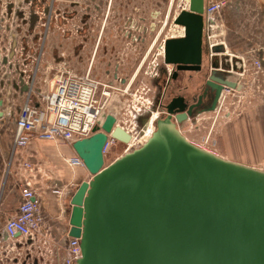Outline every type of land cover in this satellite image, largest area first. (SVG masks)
Segmentation results:
<instances>
[{
	"label": "water",
	"instance_id": "water-1",
	"mask_svg": "<svg viewBox=\"0 0 264 264\" xmlns=\"http://www.w3.org/2000/svg\"><path fill=\"white\" fill-rule=\"evenodd\" d=\"M204 4L188 0V10L174 19L183 36L164 43L163 63L174 68V81L180 73L202 71ZM213 60L206 80L207 89L216 91L210 107L196 110L202 97L192 105L172 98L151 137L107 166L108 136L122 144L131 138L114 126L112 115L100 130L72 143L91 175L70 200L68 237L79 240L81 251L75 264H264V170L209 153L177 127L215 112L224 88L241 89ZM11 87L18 92L12 99L27 92L22 79ZM5 97L4 91L0 118Z\"/></svg>",
	"mask_w": 264,
	"mask_h": 264
},
{
	"label": "built area",
	"instance_id": "built-area-1",
	"mask_svg": "<svg viewBox=\"0 0 264 264\" xmlns=\"http://www.w3.org/2000/svg\"><path fill=\"white\" fill-rule=\"evenodd\" d=\"M173 1L174 0H171L170 2V6L172 7ZM176 7L177 11L172 18L167 35L158 41L162 31L159 30L154 41L143 56L138 69L127 82L119 77V75L115 74L111 77V82L113 81L115 84L113 86L109 82L103 83L94 79L89 71L83 76H79L73 73L66 64H62L56 68L54 81L49 84L48 92L36 95L34 78L37 66L34 67L35 70L33 73L31 72L32 76H30V74L27 73V67L25 68L26 62L24 61L31 60L38 64L40 56L44 53L42 44L47 42L46 33L55 26L54 23L57 17L53 0H0V72L2 76L7 78V81L8 78L11 80V77L12 79L16 77L12 82L18 85L20 79H22L23 83L27 86L26 95L22 105L19 107L16 117L12 143L13 150L25 147L31 139L71 145L77 140L90 137L95 129L100 130L106 116L110 115L108 114V108L114 103L115 99L117 101L116 104H119L121 99L133 95L129 94V91L138 79V75L141 73L139 72L141 65L149 59V65L144 72V78L145 75L149 76L150 79L155 78L157 76L156 67L159 62L163 63L165 41L183 36L184 28L174 24V17L180 11L188 10V0H178ZM225 7L226 0H214L207 3L205 2L204 4L203 15L205 25L203 28V39L207 51V58H209L210 61L214 57L212 50L217 45H220L223 48L224 54L230 57L225 43L220 41L216 43L215 36L213 35L216 16L219 15ZM67 15L69 17L70 13H61V23L63 20L68 19ZM32 17L35 18V23H32ZM13 23H20V25L25 23L24 28L26 29L31 27V36L37 37L36 43L34 44L32 42L33 40L30 38L25 44L22 43L24 48L22 51H19L18 44L14 41L15 34H13V31L10 29ZM72 25L77 27L74 22H72ZM64 26H66L65 22L60 25V29ZM78 28L79 27L75 29L76 34ZM31 42L37 46V49L33 52H31ZM156 43L157 46L155 47ZM256 51L259 52L260 50L257 49ZM12 53L13 58L9 59ZM31 55L34 56V58H32ZM15 57L19 60H15L16 66L11 63ZM7 66L9 69H7L8 74L5 73L7 71L5 67ZM13 66L15 67L13 68ZM10 67L11 69L13 68V70H11ZM168 67L170 68L171 66ZM250 70H252L256 77L258 75H264V57L260 60H252ZM248 72L247 63L241 59V71L236 73L235 77H232V81L236 82L242 88L241 81L246 79ZM253 74H251V76ZM12 82L7 84L11 87ZM235 91L237 90L229 88L223 89L216 111L225 98V93ZM136 92H138V90H136ZM134 97H136L135 94L133 95V98ZM127 102L128 100L124 99L122 105L126 106L128 104ZM136 103L138 109L133 119L137 116L148 114L147 122L140 128H137L134 123L131 128L124 129L120 127L130 135V141L134 144L136 140L133 137V133L136 134V138H144L145 140L144 131L147 129V125L153 113L152 104L145 98L139 97ZM132 112H130V114H132ZM111 115L115 118L114 114ZM159 117L158 115L155 121H157ZM109 141L115 140L108 136L105 147L108 145ZM190 142L209 153L217 154L205 146L203 147L192 141ZM63 162L70 170L83 168L82 161L76 155L70 158H63ZM22 169L31 175L37 172L29 162L22 163ZM52 193L53 195L60 196L62 190L54 189ZM19 197L20 201L16 213L7 219L3 225L6 238L10 241L11 247H13L14 250L18 245L27 246V243L30 242L31 244L35 241L43 220L39 212V201L30 181H24L20 186ZM80 254L79 240L70 238L68 241V256L63 263L75 264L80 258Z\"/></svg>",
	"mask_w": 264,
	"mask_h": 264
},
{
	"label": "crops",
	"instance_id": "crops-1",
	"mask_svg": "<svg viewBox=\"0 0 264 264\" xmlns=\"http://www.w3.org/2000/svg\"><path fill=\"white\" fill-rule=\"evenodd\" d=\"M211 1L214 0H205L206 3ZM222 12L215 19L213 35L216 43H219V41L224 42L220 37L221 30H219ZM67 20H63L62 23L71 21L69 18ZM63 32L65 31L61 29L59 55L54 54L57 39H54L55 36L52 35L49 41L50 48L44 50L38 64L31 60L24 61L26 62L25 68L27 67V73L30 76H32L31 72L33 73L35 70L34 67L37 66L34 78L36 95L48 92L49 84L52 82L48 78L49 74L55 72L56 68L62 64H66L73 73L79 76H83L89 71L94 79L103 83L109 82L114 86L113 81H109L112 77V71L108 75L105 63L102 60L97 61L101 43L91 45L87 41L84 43L83 48L77 49V47H73L75 43H72V41L79 40V37L67 35L68 32L64 35ZM51 40L53 46H51ZM63 42L68 46L67 50H63ZM217 47L222 48L220 45H217ZM226 48L230 57L224 54L222 48L214 54L212 59H214L213 62L217 63L220 70L225 69L226 73L235 77L236 73L241 71V60L238 63L234 62L233 59H239V57L231 54L227 45ZM50 49L54 57L46 56V50L50 55ZM260 51L264 53V49ZM255 52L254 50L249 51L250 54L246 57L250 68L252 60H260V58L254 57L253 53ZM104 58L107 59L106 53H104ZM119 59L122 61L123 56H119ZM119 59H116V61ZM15 60L18 59L15 57L12 60L13 65H15ZM126 61L127 59H123L125 66L121 67L118 72L119 77L125 79V82L130 80L135 72L133 67L126 64ZM5 68L7 70L8 66ZM8 70L5 73L8 74ZM15 78L12 79L11 77V80L8 78L7 83L10 84ZM4 90L10 95L9 99L11 100L5 97L6 101L2 109L3 117L0 118V264H35V262L36 264H64L63 261L68 256V241L70 239L68 237L71 212L70 200L79 185L84 181L80 180L82 173L70 170L63 162V158H70L75 155L71 145L31 139L25 147L13 150L12 143L16 117L19 107L22 105L20 103L24 100L26 94L22 93V95L12 99V96L18 92L13 90L10 85H5ZM218 141L220 155L216 154L217 156L252 168L264 167V105L249 108L246 112L234 117L227 116L226 122L218 132ZM8 160H10V163H8ZM24 162L31 163L37 172L31 175L24 171L22 169V163ZM24 181H30L35 191L39 201V212L43 220L35 241L31 244L27 243V246L18 245L14 250L10 241L6 238L3 225L17 211L20 201V186ZM77 182H79V185H76ZM54 189L62 190V194L60 196L53 195L52 191Z\"/></svg>",
	"mask_w": 264,
	"mask_h": 264
},
{
	"label": "rangeland",
	"instance_id": "rangeland-1",
	"mask_svg": "<svg viewBox=\"0 0 264 264\" xmlns=\"http://www.w3.org/2000/svg\"><path fill=\"white\" fill-rule=\"evenodd\" d=\"M157 1L158 3H160V0ZM177 3L178 0L173 1L172 18L176 14ZM221 17V27L219 29L221 30L220 37L226 43L231 54L239 57V59H233L234 62L238 63L242 58H245L244 61L247 63L248 67L249 63L247 62L246 57L249 56V51L254 50L255 52V50L257 49H264V0H226V7L222 12ZM65 23L66 26L62 28L65 31L63 32V34L65 35L68 32L67 35L78 36L75 32V29H77V27H74L71 21ZM109 28L110 27L105 28L103 31V40L102 42H100V50L97 54V61L102 60V62L105 63V66L107 63L113 65L116 62L114 56L111 55L113 54V52L111 53V46L116 47L117 51L119 49L124 50L126 47V45L123 43L114 42L113 37L115 36V32H112L110 30L108 31ZM101 31L102 27L99 28V35ZM81 34L82 37L85 38L86 34H84V32H81ZM82 37L78 38L80 41H72V43H75L73 44V47H77V49H80L84 45L85 40ZM109 37H112V42H109V40L105 39ZM91 45H93V43H91ZM17 46L19 48V51H22L24 48V45L21 43V41H19ZM30 46L31 52L37 49V46H35L32 42L30 43ZM51 46H53L52 40ZM67 48L68 46L63 42V50H67ZM140 50L142 49H138L139 53L141 52ZM203 50L202 73H180L179 79L177 81H174L171 84V87L168 88L167 91L164 92V94L163 92L160 93V90L155 89L154 84L156 83H154L152 80L150 81L149 76L145 75L144 78V72L147 70L150 61L149 59H147L141 70L139 78L135 81L129 91V94H135L136 97L133 98V95L129 97L126 96L125 98L121 99L119 104H116L117 101L114 98V103L110 106V108H108V114L115 115V125L123 127L124 129L132 127L133 117L138 109L136 101H138L139 97L145 98L151 104H153L152 111L158 112L160 118H162L166 114L165 106L172 98L179 95H184L185 97H188L189 102H191L192 99L199 93V89L200 87H202L201 84L207 80L209 75L208 66L210 64V60L205 54V46H203ZM50 51L51 49L49 50V52ZM104 51H107L109 53V55L107 54V59L104 58ZM45 54L46 56L54 57L52 51L49 55L48 50H46ZM140 54L137 58V62L139 61V59H141ZM253 54L254 57L260 59L264 56V53L262 51H256ZM248 70L249 72L247 73L246 79L241 81V91L225 93V98L221 102V105L216 112L202 114L192 120L183 122L182 124L178 125L179 131L189 142L192 141L203 147L205 146L206 148L213 150V152L217 153V155H220L218 132L226 122V117L229 115L230 117H234L246 112L249 108H253L257 105H264V75H258L256 77L253 74L252 70H250V66L248 67ZM251 74L253 75L251 76ZM54 77L55 72H51L48 78L53 82ZM189 77L192 78L189 79ZM232 77L233 76H231V79ZM163 79L164 78H160L159 82H157L156 85L160 84L162 86ZM109 81L111 80L109 79ZM0 82H3L4 84L7 83V80H5V77L2 76L1 72ZM136 90H138V92H136ZM4 91L5 90L0 87V95H2ZM152 98H154V100H152ZM124 99L128 100V104L126 106L122 105ZM22 102L20 103V105L22 104ZM130 112H132V114H130ZM133 137L136 140L135 144L137 146H128L119 142L109 141L103 152L104 166L111 164L114 160L124 155L125 153H130L132 150L139 148L141 143L144 142V138H136L137 136L135 133H133ZM8 161L7 162L10 163V160ZM256 168L264 170L263 166H258ZM74 171L82 173V177L80 180H84L83 182H87L91 179V175L84 168H75ZM80 180L78 181L80 182ZM79 182H77L76 185H79Z\"/></svg>",
	"mask_w": 264,
	"mask_h": 264
},
{
	"label": "flooded vegetation",
	"instance_id": "flooded-vegetation-1",
	"mask_svg": "<svg viewBox=\"0 0 264 264\" xmlns=\"http://www.w3.org/2000/svg\"><path fill=\"white\" fill-rule=\"evenodd\" d=\"M159 2L160 3H158L157 0H53L54 9L57 15L54 23L55 26L48 31L49 33H46L47 42L43 43L42 47L44 50L50 48L49 41L51 36L54 35V39H57L54 54H60L61 13H70L69 18L77 25V27H79L77 35L82 37L81 32L86 34L85 38L82 37L85 40L84 43L87 41L90 43L102 42L104 29L110 27L108 31L110 30L115 32V36L113 37L114 42H120L126 45L124 50L119 49L118 51L116 47L111 46V53L113 52L111 55H113L115 59H119V56H123V59H127L126 64L129 67H133V70L136 71L143 56L151 43L154 41L159 30L162 31L158 41L167 35L168 29L171 26L172 6H170V0H160ZM31 20L32 23H35V18L32 17ZM24 26L25 23L21 25L20 23L11 24L10 29L13 31V34H15L14 41L17 44L19 41L25 44L31 38L33 40L32 42L35 44L37 37L31 36V27L26 29ZM100 27H102V31L99 35L98 32ZM105 39L112 42V37ZM157 43L155 47L157 46ZM81 48H83V46ZM139 48L142 49L140 50L141 54L138 52ZM104 52L109 55L107 51ZM139 54L141 59L137 62ZM123 59L122 61L119 59L113 65L107 63L105 66L107 71L106 73L110 75L109 72L112 71L111 75H119V69L125 66V61L123 62ZM144 64L145 62L141 65L139 72H141ZM173 71V67L169 68L162 62H159L156 67L157 76L150 79V81L152 80L157 84L160 78H164L162 86L160 84H154L155 89L160 90V93L163 92L164 94V92L167 91V89L170 88L171 84L174 82V80H172ZM200 73H202V71ZM191 78L192 77H189V79ZM178 79L179 75L175 81ZM201 86L202 87H200L199 93L192 99L191 102H189L188 97L179 95L185 99L188 105L198 102L199 97H202L201 105L196 109L199 111L210 107L216 97L215 90H211L209 88L207 89L206 81H204ZM152 100H154V98H152ZM151 107L153 109V104ZM147 120L148 114L139 117L137 116L133 119V123L137 128H140L147 122Z\"/></svg>",
	"mask_w": 264,
	"mask_h": 264
},
{
	"label": "bare ground",
	"instance_id": "bare-ground-1",
	"mask_svg": "<svg viewBox=\"0 0 264 264\" xmlns=\"http://www.w3.org/2000/svg\"><path fill=\"white\" fill-rule=\"evenodd\" d=\"M178 15V14H177ZM177 15L174 17V19L177 17ZM228 52V51H227ZM158 112H153L152 113V117H151V119H150V122L148 123V125H147V129L144 131V133H145V140H144V142H142L141 143V145H140V147L151 137V135H152V133L155 131V119L158 117ZM117 142V141H116ZM128 146H132V145H134V146H137V145H135L132 141H130L129 142V144H127ZM139 147V148H140ZM136 149H138V148H136ZM133 151V150H132ZM131 151V152H132ZM213 151V150H212ZM83 168H84V166H83ZM85 169V168H84Z\"/></svg>",
	"mask_w": 264,
	"mask_h": 264
}]
</instances>
